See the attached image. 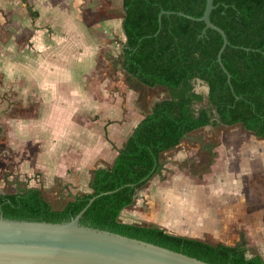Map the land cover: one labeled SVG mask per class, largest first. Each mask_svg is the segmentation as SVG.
Segmentation results:
<instances>
[{"label":"trees","instance_id":"1","mask_svg":"<svg viewBox=\"0 0 264 264\" xmlns=\"http://www.w3.org/2000/svg\"><path fill=\"white\" fill-rule=\"evenodd\" d=\"M206 0H121L120 68L128 82L162 87L168 96L153 103L132 129L111 165L91 170L89 192L70 196L55 208L39 187L18 186L0 193V212L10 219L65 222L98 195L80 217L82 225L109 230L185 253L211 264H264L245 243L234 246L168 233L161 226L121 221L122 210L161 166L164 152L205 126H239L264 140V0H213L210 20L224 30L229 44L217 61L220 34L200 17ZM201 80L206 95L195 90ZM1 131V128H0ZM216 145L204 146L207 165ZM117 189V190H116ZM112 193H103L113 191ZM248 254L250 256H248Z\"/></svg>","mask_w":264,"mask_h":264},{"label":"rangeland","instance_id":"2","mask_svg":"<svg viewBox=\"0 0 264 264\" xmlns=\"http://www.w3.org/2000/svg\"><path fill=\"white\" fill-rule=\"evenodd\" d=\"M34 5L43 12L44 18H48L50 15L52 19L57 20L53 22V26L52 23L45 22V25L41 26L44 36L39 35L38 39L29 33H21L19 30L22 25L20 22L24 20H21L24 14H27L32 22H35ZM120 11L121 0H0V57L2 59L5 57L15 58L17 56H13L10 48H14L13 52L24 49L26 55H23L22 58L30 61L28 66L30 64L35 67L36 65L44 66L53 71L55 69L51 64L50 53L58 54V51L62 50L65 56L67 51L70 55L67 59L70 66H67V69L71 72V80L69 83L63 79L59 85L61 90H66V86L70 84L78 88L75 89V94L72 96L74 99H72L75 102V107L88 112V117L77 115L73 116L72 120L80 124L86 123L92 128L90 130L91 140L98 138L95 142L96 145L93 143L98 148L97 153L89 151L91 148L88 145L91 141L88 138L86 141L89 140L90 143H85L82 140L81 146L70 145L71 149L66 150V153L71 155H57V149H53L57 145L56 140L48 149L51 154L56 152L54 155H37L38 151L44 147V143L42 147L39 138L27 139L21 147L20 145L16 146L13 141L15 121H19L21 118H33L29 117L31 116L29 111L31 107L39 104V109H41V106L43 107V104L48 100L45 91L36 90L34 83L31 84L33 87H26L23 90L18 87L17 82L20 80L13 81L12 77L8 81L0 61V110L2 109L0 121L3 125V130L0 133V193L15 192L18 186L39 187L42 189L44 197L55 208H58L70 196L89 192L88 182L91 170L98 166L111 164L112 157L122 142L134 126L149 112L153 103L168 96L167 91L162 87H147L126 80L119 60L120 46L125 39L119 26L118 13ZM71 17L76 19V22L73 21L75 26L83 23L91 28L89 30L91 33L86 35V39L90 42V46L87 47L89 52L86 55L85 53L76 55L73 52L86 51L85 47L78 45L79 43L74 42L67 47L69 49H62V41L67 35V31L62 28ZM109 17L113 19V23L110 22L108 25L106 20ZM95 29H100V31ZM83 32L88 31L83 30ZM70 34L74 40L80 36L78 31ZM36 41H41L39 46ZM59 45L60 47H58ZM63 55L61 54V57ZM195 90L206 95L204 83L195 82ZM36 91H39L42 98H40V103H37L39 100L31 95ZM81 92L84 93V97H81ZM46 93H49L48 89ZM48 99L51 98L48 97ZM59 115L63 116L65 120H70L67 119V111H60ZM84 133L87 134V131ZM241 142L243 143L240 144ZM208 144L216 145L212 150V152L216 151L215 155H218L217 151L221 147L223 155H229L231 149H234L232 155H264V140L246 133L239 126H205L195 130L188 134L177 147L161 155V166L158 172L137 189L133 203L122 210L121 221L158 226L160 223L167 224L168 222L171 227V225L177 224L170 221V218L177 220L181 211L186 212L181 206L178 208V204L175 206L177 201L175 197L188 198L187 190L195 191L197 187H200L199 191L197 190V201L199 204L208 201V194H211L203 186L205 184L204 177H211V172L213 173L211 166L207 165V155L209 154L204 149V146ZM242 150L245 152L242 153ZM229 177L234 180L238 179L235 172H232ZM252 178L254 179L251 182L253 186L249 187L250 182L246 184L247 207L261 205L264 209V177L257 173ZM214 181L213 185L218 187L217 178H214ZM235 183L236 181L231 185H225L226 194H229V187ZM231 195L230 192L228 196ZM173 196L175 197L172 201L169 200ZM167 204L169 207L174 204L173 214H170L171 208H167ZM165 212L169 213L170 217L165 218ZM231 224L234 226L230 231L234 235L233 244H238L243 239L246 246L250 247L252 251L258 252L244 229L235 223ZM164 229L172 234L180 233L166 229V227ZM208 234L204 236L206 241L216 243L217 240H220L219 237ZM241 236L243 238H240ZM221 237L225 242H228L224 238L226 236Z\"/></svg>","mask_w":264,"mask_h":264},{"label":"crops","instance_id":"3","mask_svg":"<svg viewBox=\"0 0 264 264\" xmlns=\"http://www.w3.org/2000/svg\"><path fill=\"white\" fill-rule=\"evenodd\" d=\"M123 13L124 12L121 5V11L120 13H118V17L120 18L119 26L121 31V16ZM74 15L76 14L74 13ZM27 16V14H24L22 16L21 20H24L20 22L22 25L20 24L21 27L19 28V30L24 34L29 33L36 39H38L39 35L44 36L41 26L45 25V22L52 23L53 26V22L57 21L56 19H52V16L50 15L48 18H44L45 15L36 6L34 10V17L36 18L35 22H32V20ZM73 21L76 22V19L71 17L68 23H65L64 27L62 28L63 30L65 29L64 31H67L65 39L62 41V49H69L67 47L75 42L79 43L78 45H82L83 48L85 47L86 51L84 50L82 52H79L78 50L73 52L76 53V55H81L83 53H85L86 55L87 52H89V49L87 47L90 46V42H88L89 40L86 39V35H89V33H91V31H89L91 28L90 26H85L83 23H79L78 26H75ZM110 22L113 23V19L109 17L108 20H106V24L108 23L109 25ZM83 30H87L88 32H83ZM95 30L100 31V29ZM75 31L80 32V36H77V40L72 39V35L70 34L71 32L74 33ZM40 43L41 41H36L37 46H39ZM58 47H60V45ZM12 49L14 48H10V50L12 51L10 52L13 54V56L17 57H13L14 59L12 57H5L4 59L0 57V61L2 64L1 68H3L4 73L6 72L8 81L11 80L12 77L13 81L16 79L20 80V82H17L18 87L23 90L26 87H33V85L31 84L34 83L36 86V90L38 89L45 91L46 99L48 100L43 104V107L41 106V109H39V104L33 105V107H31V109L29 110L31 116L29 117L33 118H21L19 121H15L14 125L16 127L13 129L15 131L13 141L16 146L20 145L21 147L22 144L26 143L27 139L33 140L34 138H39L42 143V147L44 143V147L42 150L38 151L37 155H54L56 154V152L51 151L53 153L51 154L48 149L50 148L49 146L54 143V140H56L57 145L53 147V149H57V155H71L69 153H66V150L71 149L70 145H74V147L81 146L80 142H82L83 140V142L85 143H90L91 141L90 144L92 145H88L91 148L89 151L92 153H97L98 148L94 146V144L96 145L95 142H97L98 138H94L93 140H91L90 130H92V128L86 125V123L80 124L75 120H72V117H76L77 115H82L83 117H85L86 115V117H88V112L85 109H79L75 107V102L73 100L74 98L72 96H74L75 94V89L78 88L75 87V85L70 84L69 86H66V90H61V87L59 85L63 79L69 81V83L71 80V72L69 71V69H67V66H70L69 62H67L68 57H70L69 53L66 51L65 56L63 55L64 51L62 50H59L58 54L55 52L50 53L52 56L51 64H53V69H55L51 71L50 68L48 69L44 66L39 67L36 65L35 67L31 64L28 66L27 64L30 61L22 58L23 55H26V50L21 49L22 51L19 50L18 52L16 50L15 52H13ZM61 54L63 55V57H61ZM46 88L49 91L48 94L46 93ZM31 95L32 97H36L39 100L37 101V103H40L41 96L39 91H36L34 93L32 92ZM80 95L81 97H84V93L81 92ZM48 97L51 99L49 100ZM63 110L67 111V119L70 120L63 119V116H61L63 113L59 115L60 111ZM0 112H2V109L0 110ZM1 115L2 114L0 113V117ZM83 119L86 120V118ZM0 128L1 133L3 130L1 121ZM85 131H87V134L84 133ZM79 137H81L82 139H80ZM87 138L90 141H86ZM124 141L122 142L119 149L122 147ZM243 142H241L240 144H242ZM118 150L112 157V162L117 155ZM222 152L223 150L221 147L217 151L218 155H215L212 163L208 165V167L211 166V170L213 171V173L211 172V177L206 178L205 176L203 179V181L205 182L203 186H205L211 194L209 195L207 193L209 196L208 201H205L204 204H199V202L197 201V194L199 191L198 188L200 187L196 188L198 191L190 189L187 190L188 198L181 197L183 200L180 197H171L169 200L172 201V199L175 197L177 200L175 206L178 204V208L181 206V208H183L186 212L184 213V211H181V214L180 216H178L177 220L174 218H170V221L174 222L177 225L173 224L170 227L168 225L170 223L167 222V224L160 223L159 226H161L162 228L166 227V229L180 232L179 234L176 233V235L194 237L204 241H206L204 239V236L209 233L208 235L217 238L219 237L220 240H217L216 243L221 242L226 245L234 246L237 244H233L234 235H232L230 231L231 228H234L231 223H235L239 227L244 229V231L248 235V238L253 242L254 246H256L258 250L257 253H259L264 259V209L263 207H261V205L255 207H247L248 205L246 203L248 201L246 195V184L248 182L251 183L254 181V179L252 178L254 174L260 173V176L264 177V155H232L234 149H231V153L229 155H223ZM241 152L244 153L245 151L242 150ZM232 172L236 173L238 179L234 180L233 178L229 177ZM214 178H217L218 180V187H215L213 185L215 182ZM234 181H236L235 185L229 187V191L232 193V195L228 196L230 195V192L229 194H226L227 188L225 187V185H231ZM252 186L253 184L251 183L249 187L251 188ZM196 191L197 193L195 194ZM225 195L227 196L225 197ZM168 207L169 205L167 206V208ZM169 208H171L170 214H173L172 211L174 210V204ZM170 214L165 212V218L170 217ZM221 236H226L224 238H226L228 242H225L224 239H221ZM240 238L243 237L241 236ZM242 243H245L243 239L238 244Z\"/></svg>","mask_w":264,"mask_h":264},{"label":"water","instance_id":"4","mask_svg":"<svg viewBox=\"0 0 264 264\" xmlns=\"http://www.w3.org/2000/svg\"><path fill=\"white\" fill-rule=\"evenodd\" d=\"M213 8V0H206L200 17L162 10L159 23L162 14H177L203 21V33L207 28L217 31L222 37L217 61L230 82L221 59L229 41L224 30L210 20ZM204 85L207 94L209 87ZM97 196L91 197L77 215L65 222L10 219L0 212V264H211L148 241L80 224V217Z\"/></svg>","mask_w":264,"mask_h":264}]
</instances>
